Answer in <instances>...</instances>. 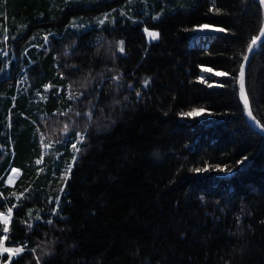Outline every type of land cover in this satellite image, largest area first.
<instances>
[{
    "label": "trees",
    "instance_id": "obj_1",
    "mask_svg": "<svg viewBox=\"0 0 264 264\" xmlns=\"http://www.w3.org/2000/svg\"><path fill=\"white\" fill-rule=\"evenodd\" d=\"M263 22L256 0H0V240L23 249L0 264H264L238 86ZM246 88L264 124V43Z\"/></svg>",
    "mask_w": 264,
    "mask_h": 264
},
{
    "label": "snow or ice",
    "instance_id": "obj_2",
    "mask_svg": "<svg viewBox=\"0 0 264 264\" xmlns=\"http://www.w3.org/2000/svg\"><path fill=\"white\" fill-rule=\"evenodd\" d=\"M260 2L262 4H264V0H260ZM147 32V29L145 30ZM220 31H223V29H220ZM149 37L153 38V39H156L159 37V33L157 32H148L147 33ZM261 34L264 35V29L261 30ZM261 40V37H255L252 39L251 43L249 44L248 46V52L251 53L253 52L254 48L253 46H257L259 47L260 45L258 44V41ZM261 43H264V41H261ZM119 50L120 52H123L124 51V46H123V42L121 41L120 42V45H119ZM249 59L248 55H244L243 56V60L245 62H247ZM217 75H227L226 73H217ZM116 79L118 80L119 77H116ZM147 82H145V86H146ZM240 94H241V99L244 103V106L245 108L247 109V114L248 116L251 118V120L257 125L259 126L261 129H264V124H260V122L256 119V117L253 115V112L251 110V107H250V104H249V99H248V96L246 95V92H245V86H244V66L242 65L241 66V69H240ZM139 95V94H138ZM194 112H199V111H203V110H193ZM193 113H185L184 115H192ZM90 115V114H89ZM65 131H67V128H65ZM81 139H83V137H81ZM73 148L76 149V145L74 144L73 145ZM77 151L79 149H76ZM37 163H40V161H37ZM195 172H202V171H207V168H196L194 169ZM11 208L8 209V213L10 214L11 213ZM0 220H3L5 224H7L8 222V218L5 217L3 214H0ZM8 231V229L5 227L4 228V232L6 233ZM23 251V249H11V248H6L4 247L3 245V240H0V253H4V252H7V253H15V254H19Z\"/></svg>",
    "mask_w": 264,
    "mask_h": 264
},
{
    "label": "water",
    "instance_id": "obj_3",
    "mask_svg": "<svg viewBox=\"0 0 264 264\" xmlns=\"http://www.w3.org/2000/svg\"><path fill=\"white\" fill-rule=\"evenodd\" d=\"M256 1L260 2V0H256ZM260 3H261V2H260ZM261 4H262V3H261ZM262 5L264 6V4H262ZM262 29H264V22H263V25H262L261 30H262ZM258 36L261 37V40L258 41V44L261 46V45H262L261 41H264V35H262V34H261V31H260V33H259ZM258 36H257V37H258ZM260 46H259V47H257V46H253V48H254L253 52H251V53L247 52V55H248V57H249L248 61H247V62L243 61V63H242V65L244 66V86H245V92H246V95L248 96V99H249V95H248V93H247V88H246V74H247V70H248V68H249L250 63H251L253 57L255 56L257 50L260 48ZM238 86H239V91H240V74H239V79H238ZM240 97H241V94H240ZM241 100H242V99H241ZM242 102H243V101H242ZM249 104H250V107H251L250 99H249ZM251 110H252V107H251ZM252 112H253V110H252ZM246 115H247L248 121H249V123L251 124V126H252L256 131H258L259 133H261V134L264 136V129H261L259 126H257V125L251 120V118H250V117L248 116V114H247V109H246ZM253 115H254V113H253ZM254 116H255V115H254ZM255 117H256V116H255ZM256 119H257V117H256ZM257 120H258V119H257ZM258 121H259V120H258ZM259 122H260V121H259ZM260 124H262V123L260 122Z\"/></svg>",
    "mask_w": 264,
    "mask_h": 264
},
{
    "label": "rangeland",
    "instance_id": "obj_4",
    "mask_svg": "<svg viewBox=\"0 0 264 264\" xmlns=\"http://www.w3.org/2000/svg\"><path fill=\"white\" fill-rule=\"evenodd\" d=\"M217 32H220V28L213 26V25L204 24L202 26H199L196 29V37H199V35H206V34L217 33ZM208 71L209 70H207V72ZM216 73H221V72H216ZM198 113L203 114V111H199ZM19 174H20V172L18 169H16V168L12 169L11 176L9 178V183L13 184L16 181V179L19 177ZM4 216L8 218V222H7V224H8L10 222V214L9 213L4 214Z\"/></svg>",
    "mask_w": 264,
    "mask_h": 264
}]
</instances>
